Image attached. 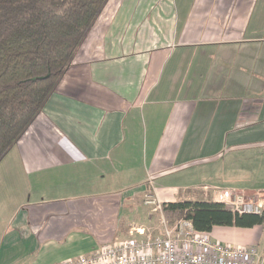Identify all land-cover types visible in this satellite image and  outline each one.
<instances>
[{
    "label": "crops",
    "instance_id": "1",
    "mask_svg": "<svg viewBox=\"0 0 264 264\" xmlns=\"http://www.w3.org/2000/svg\"><path fill=\"white\" fill-rule=\"evenodd\" d=\"M228 190L264 207V0H110L0 163V264L89 256L147 194ZM242 230L211 236L259 248Z\"/></svg>",
    "mask_w": 264,
    "mask_h": 264
},
{
    "label": "trees",
    "instance_id": "2",
    "mask_svg": "<svg viewBox=\"0 0 264 264\" xmlns=\"http://www.w3.org/2000/svg\"><path fill=\"white\" fill-rule=\"evenodd\" d=\"M110 0H0V163L41 114ZM173 227L195 231L264 227L262 215L239 214L223 203L162 205Z\"/></svg>",
    "mask_w": 264,
    "mask_h": 264
},
{
    "label": "built area",
    "instance_id": "3",
    "mask_svg": "<svg viewBox=\"0 0 264 264\" xmlns=\"http://www.w3.org/2000/svg\"><path fill=\"white\" fill-rule=\"evenodd\" d=\"M222 202L239 214L262 215L264 207L248 199L245 194L225 191ZM145 206L159 202L147 194ZM152 235L145 229H136L129 238L114 241L89 256L68 259L59 264H264V251L255 246L240 247L213 239L211 234L194 230L191 222L180 221Z\"/></svg>",
    "mask_w": 264,
    "mask_h": 264
},
{
    "label": "rangeland",
    "instance_id": "4",
    "mask_svg": "<svg viewBox=\"0 0 264 264\" xmlns=\"http://www.w3.org/2000/svg\"><path fill=\"white\" fill-rule=\"evenodd\" d=\"M146 196L147 195H145L144 198L140 199V201L134 202L133 205H130L128 203H126L125 205H121V207L119 208V212L123 213L125 221H128L131 226H127L128 228L126 229V233L124 232L123 236H120L119 238L117 237L116 241L129 238L131 236L129 232H132L134 228L145 229L147 231L149 230L152 235H159L162 233L163 230L162 218H164L165 220L164 217L165 213L163 211L162 205L159 206L160 208L158 211L154 212L156 206H145L144 201L146 199ZM121 230L124 231V226L122 225H121ZM246 230L260 231L258 235L259 238L256 240V243L259 244V248L261 250H264V227L257 226L252 229H243L242 231H246ZM243 233H249V232H243ZM237 243L238 242H236V244ZM249 243L250 242H246V243L241 242L238 243V245L248 246Z\"/></svg>",
    "mask_w": 264,
    "mask_h": 264
}]
</instances>
